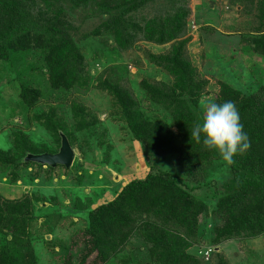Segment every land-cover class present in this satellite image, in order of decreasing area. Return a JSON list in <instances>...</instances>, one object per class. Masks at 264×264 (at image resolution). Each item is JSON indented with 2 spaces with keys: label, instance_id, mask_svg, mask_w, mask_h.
Listing matches in <instances>:
<instances>
[{
  "label": "trees",
  "instance_id": "obj_1",
  "mask_svg": "<svg viewBox=\"0 0 264 264\" xmlns=\"http://www.w3.org/2000/svg\"><path fill=\"white\" fill-rule=\"evenodd\" d=\"M154 1L0 0V62L9 59L12 52L45 50L50 86L54 90L70 89L81 83L86 74L85 59L77 48L80 41L110 35L119 46L116 50L123 52L140 42L159 46L179 43L164 59L149 55L152 64L175 79L176 86L145 80L140 83L151 104L166 111L175 132L161 120L146 117L128 85L104 83L98 88L113 100L120 121L141 143L147 157L176 154L178 165L193 180L199 164L208 165L220 157L190 136L191 127L203 120L194 112L198 108L194 99L200 98L205 89L184 50L190 10L187 0H160L155 14H147L148 5ZM243 1L246 14L253 16L256 24L254 35L243 42L253 55L264 59V0ZM87 11H91L90 15H79ZM71 15L76 18L74 24L70 23ZM87 17L99 18V23L84 30ZM40 26L45 27L46 33H37ZM108 53L104 54L107 58ZM21 98L32 107L39 99V91L23 86ZM229 100L239 110L251 146L228 165L231 178L216 190L219 201L211 211L215 217L210 239L215 248L239 237L256 239L264 235V85L251 95L222 85L214 102ZM76 112L73 107L72 113ZM21 151L25 157L47 153L32 152L26 143ZM18 163H22L21 159L0 151L2 172ZM152 171L143 179L129 181L113 201L88 214L87 228L73 237L62 264H107L125 250L134 234L145 240L147 258L152 264H203L188 250L204 243L202 225L210 207L192 195L204 184L198 181L193 185L170 172ZM13 177L16 178L14 173ZM29 204L26 200L12 202L0 195V236L11 237L9 246H0V264H48L30 248V224L23 216ZM222 256L213 252L207 261H221Z\"/></svg>",
  "mask_w": 264,
  "mask_h": 264
},
{
  "label": "rangeland",
  "instance_id": "obj_2",
  "mask_svg": "<svg viewBox=\"0 0 264 264\" xmlns=\"http://www.w3.org/2000/svg\"><path fill=\"white\" fill-rule=\"evenodd\" d=\"M159 2H151L147 14L154 15ZM187 2L190 16L184 50L198 80L204 81V91L200 98L194 99L198 104L194 112L202 120L205 105L216 100L222 85L247 95L260 89L264 85V59L253 55L243 42L256 29L253 16L246 14L243 0ZM75 20L71 15L70 23L74 24ZM98 23L99 18L87 17L84 30ZM41 32L46 33L45 27H38L37 33ZM178 44L173 41L159 46L140 42L123 52L116 50L119 46L110 35L80 41L77 48L85 59L86 74L81 83L70 89L54 90L50 86L45 50L12 52L9 59L0 62V151L22 162L3 172L0 170V195L12 202H30L23 216L30 224L33 245L30 248L38 258L48 264H62L73 237L87 228L91 211L113 201L129 181L143 179L152 170H162L183 182L204 184L192 192L197 201L210 207V214L203 220V235L200 234L204 243L191 247L189 254L201 259L203 264L221 261V264H264V235L256 239L239 237L217 248L210 243L215 217L211 211L219 201L216 193L219 185L231 178L228 165L221 158L208 165L199 164L196 177L191 180L178 165L176 154L147 157L141 143L132 138L120 121L113 100L98 88L104 83L128 85L145 116L161 120L175 132L166 111L151 104L140 83L145 80L176 86L175 79L152 64L149 55L164 59ZM107 52L108 58L104 55ZM22 85L39 91L34 106L29 107L22 100ZM73 107L77 108L76 115L72 113ZM60 135L67 137L74 153L69 168L24 162L23 143L32 152L56 154L61 146ZM4 237L0 236V246H9L11 237ZM144 242L132 235L125 250L107 264H152ZM213 252L222 254L223 259L208 262Z\"/></svg>",
  "mask_w": 264,
  "mask_h": 264
},
{
  "label": "clouds",
  "instance_id": "obj_3",
  "mask_svg": "<svg viewBox=\"0 0 264 264\" xmlns=\"http://www.w3.org/2000/svg\"><path fill=\"white\" fill-rule=\"evenodd\" d=\"M190 136L204 149L217 153L227 165L234 164V158L246 153L251 146L239 110L230 100L208 102L202 123H195L191 127Z\"/></svg>",
  "mask_w": 264,
  "mask_h": 264
},
{
  "label": "water",
  "instance_id": "obj_4",
  "mask_svg": "<svg viewBox=\"0 0 264 264\" xmlns=\"http://www.w3.org/2000/svg\"><path fill=\"white\" fill-rule=\"evenodd\" d=\"M74 153L71 149L69 141L63 135H61V146L59 152L56 154H41V155H27L24 158V162H32L42 166H48L55 168L62 166L69 168L73 162Z\"/></svg>",
  "mask_w": 264,
  "mask_h": 264
},
{
  "label": "built area",
  "instance_id": "obj_5",
  "mask_svg": "<svg viewBox=\"0 0 264 264\" xmlns=\"http://www.w3.org/2000/svg\"><path fill=\"white\" fill-rule=\"evenodd\" d=\"M206 255H208V254H206Z\"/></svg>",
  "mask_w": 264,
  "mask_h": 264
}]
</instances>
